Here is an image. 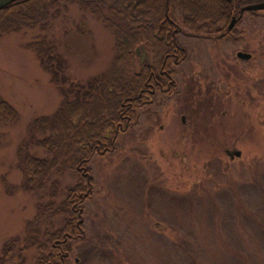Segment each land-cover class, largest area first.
<instances>
[{"label": "rangeland", "instance_id": "obj_1", "mask_svg": "<svg viewBox=\"0 0 264 264\" xmlns=\"http://www.w3.org/2000/svg\"><path fill=\"white\" fill-rule=\"evenodd\" d=\"M49 12L55 18L43 28L0 32V98L18 116L0 127V258L8 243L23 237L41 198L24 191L19 169L30 126L66 100L59 87L88 83L119 57L113 33L93 11L63 5ZM253 13L219 40L230 21L190 32L184 27L190 16L169 15L187 54L174 67L177 88L140 108L112 152L93 154L87 165L92 189L82 204L84 237L72 242L68 264H264V11ZM102 15L115 21L106 8ZM32 42H45L51 58H62L66 83L60 77L57 85L50 82L26 47ZM167 48L163 53L171 57ZM239 52L251 58L239 59ZM28 150L48 158L46 150ZM75 182L72 173L64 175L62 195ZM16 251L7 264H36L35 249L19 258Z\"/></svg>", "mask_w": 264, "mask_h": 264}, {"label": "trees", "instance_id": "obj_2", "mask_svg": "<svg viewBox=\"0 0 264 264\" xmlns=\"http://www.w3.org/2000/svg\"><path fill=\"white\" fill-rule=\"evenodd\" d=\"M251 1L256 0H231V3L226 0H147V4L144 1L136 4V0H15L0 11V32L8 34L22 28L45 27L55 18V12H49L55 7H83L93 11L113 33L119 54L108 72L88 83L59 87L66 100L51 116L38 118L30 126L28 140L18 151L19 169L24 191L38 193L41 198L34 220L27 223L22 238L5 246L0 264H7L16 249L18 258L25 249H35L36 264H68L72 242L84 237L82 204L89 199L92 189L87 165L93 154L112 152L118 137L129 130L140 108L150 105L149 101L154 99L153 86L155 91L159 90L150 73L165 70L172 64V57L170 60L163 53L168 52L167 46L172 49L171 55L177 50L179 61L187 58L186 50L176 43L180 31L178 22L169 15L175 10L186 13L190 17L186 18L184 27L196 32L215 28L220 23L228 24L232 16H239L240 8ZM103 8L115 21L102 15ZM117 22L118 30L113 26ZM216 32H220L219 29ZM141 44L153 48L154 67L145 63L136 65L135 50ZM160 44L165 47L157 49L156 45ZM26 47L36 54L52 84L57 85L59 77L62 84L66 83L65 62L60 56L51 58L52 50L45 42L28 43ZM174 90L170 88L166 93ZM17 118L14 109L0 98V127L14 123ZM59 131L61 137L57 139ZM29 147L46 150L48 158L30 155ZM67 173H72L76 182L65 187L62 195L60 181ZM59 197L62 199L58 203Z\"/></svg>", "mask_w": 264, "mask_h": 264}, {"label": "flooded vegetation", "instance_id": "obj_3", "mask_svg": "<svg viewBox=\"0 0 264 264\" xmlns=\"http://www.w3.org/2000/svg\"><path fill=\"white\" fill-rule=\"evenodd\" d=\"M239 17H240V14L237 17L236 16H232V18H236V19H238ZM232 18H231V20H232ZM241 19H242V17L239 19V21H237L234 24V26L232 27L231 30H228V26H229L228 25L227 28H226L227 30L225 31V34L224 33H220L218 35L217 39L219 40V39H222L224 36L231 35L234 32L235 27L241 21ZM179 33H181V28H180ZM208 33L210 34V32H208ZM209 34H206V37H210ZM140 46H138L137 48L140 49L139 50L140 51L139 53H141V57H142L143 54H145V58H144V61L143 62L145 64L151 66V67H154V63H155L154 62V59H155V57H154L153 50H151L149 48L151 50L150 51L151 53L149 54L148 52L145 51V46L144 45L141 44ZM139 53L138 54L136 53V56L137 57H138ZM177 54H178L177 53V50L175 49L174 50V53L172 55H170L173 60H172V64H169L168 68H166L165 70H162V69L161 70H158L157 73H155V71L153 70L150 73V77L152 79H154L153 82H154V84H156V86L159 88V90L158 91H155V85L153 86V89H152L151 93H153L154 99H152V100L149 101L150 102V105L149 106L155 105V103H156L155 96H157V94H171V93H166V91L169 90L170 88L176 90V88H177V82L173 78V75H174V72H173L174 71V67L182 64L185 61V60L179 61V59L177 57ZM171 57H169L170 60H171ZM143 62L142 63H139V65H143ZM165 62H164V64H165ZM164 86H166V88Z\"/></svg>", "mask_w": 264, "mask_h": 264}, {"label": "water", "instance_id": "obj_4", "mask_svg": "<svg viewBox=\"0 0 264 264\" xmlns=\"http://www.w3.org/2000/svg\"><path fill=\"white\" fill-rule=\"evenodd\" d=\"M13 1L15 0H0V11L2 9H4L6 6H8L9 4L13 3ZM227 2H230L231 3V0H226ZM260 11H264V2H261V3H257V4H252L251 5H247V6H244L243 8H241L240 10V17L245 13V12H260ZM238 21V19L236 18H232V21L230 22L231 24H229L228 26V30H231L232 27L234 26V24ZM140 51L139 49H136V53L138 54ZM237 57L239 59H242V60H249L251 58V55L250 54H243V53H237ZM144 58H145V54L142 55V57L140 58V63H142L144 61ZM234 157H240L241 156V153L239 151L235 152Z\"/></svg>", "mask_w": 264, "mask_h": 264}]
</instances>
